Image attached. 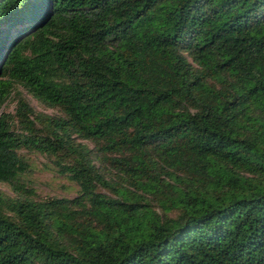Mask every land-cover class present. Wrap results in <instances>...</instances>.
<instances>
[{
    "label": "trees",
    "instance_id": "16d2710c",
    "mask_svg": "<svg viewBox=\"0 0 264 264\" xmlns=\"http://www.w3.org/2000/svg\"><path fill=\"white\" fill-rule=\"evenodd\" d=\"M0 183V264H264V0H0Z\"/></svg>",
    "mask_w": 264,
    "mask_h": 264
},
{
    "label": "rangeland",
    "instance_id": "374dc122",
    "mask_svg": "<svg viewBox=\"0 0 264 264\" xmlns=\"http://www.w3.org/2000/svg\"><path fill=\"white\" fill-rule=\"evenodd\" d=\"M24 94L30 105L37 111L48 114L56 113L55 109L45 107L26 91H24ZM15 107L16 104L10 102L4 108V111L15 113ZM31 156L32 169L27 173L26 177L40 197L56 196L72 198L78 194L80 190L79 186L68 176L61 175L45 156L39 153H33ZM0 190L14 195L8 184L0 183Z\"/></svg>",
    "mask_w": 264,
    "mask_h": 264
}]
</instances>
